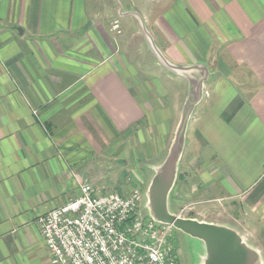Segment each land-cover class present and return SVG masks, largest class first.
Segmentation results:
<instances>
[{"label":"crops","instance_id":"crops-1","mask_svg":"<svg viewBox=\"0 0 264 264\" xmlns=\"http://www.w3.org/2000/svg\"><path fill=\"white\" fill-rule=\"evenodd\" d=\"M195 83L201 193L264 243V0H0V264H50L37 217L94 151H163Z\"/></svg>","mask_w":264,"mask_h":264},{"label":"built area","instance_id":"built-area-1","mask_svg":"<svg viewBox=\"0 0 264 264\" xmlns=\"http://www.w3.org/2000/svg\"><path fill=\"white\" fill-rule=\"evenodd\" d=\"M112 28L119 31L117 21ZM139 194L90 184L37 218L50 264H178L173 226L141 216Z\"/></svg>","mask_w":264,"mask_h":264},{"label":"rangeland","instance_id":"rangeland-1","mask_svg":"<svg viewBox=\"0 0 264 264\" xmlns=\"http://www.w3.org/2000/svg\"><path fill=\"white\" fill-rule=\"evenodd\" d=\"M200 92L201 88L197 89V84H193V88L191 87L190 89V99H193L197 95L200 96ZM191 104V102H185L178 105L175 119L169 128L170 135L164 139L165 146H163V151H155V147L160 148L161 145H156L157 139L150 133L148 134L149 131L147 130L146 138L148 144L143 145L142 151L137 147V149L132 150L129 144L124 145L117 152H109L107 150H103L102 152L94 151V158L89 163L93 167L86 169V171L79 169V172L84 173L86 176L91 175L93 185H90L103 193L118 192L127 195L133 191H137L139 194L138 208L141 216L151 217L147 199L148 187L152 177L162 165L169 152L182 118L188 112L184 131V144L177 163L175 179L167 198L168 209L171 213L183 218H192L214 224H220L223 220H228L229 216L227 214L230 209V200H214L212 193H201V169L199 167L201 156L198 153L200 152L198 150V137L196 136V132L192 131L193 128H196V120H194L193 115L194 103ZM189 133H192V135L188 136ZM122 155H124V158H120ZM84 184L89 183H79V191L80 187ZM222 211H225V213ZM232 213L235 215L236 209ZM262 228L261 224L251 223L248 225V232L255 230L256 234L252 238L253 240L249 239V243L246 244L257 251L259 255L258 264H264ZM171 233L174 249L178 248L181 251L179 264H199L202 262L205 257V246L202 240L192 237L174 227ZM176 252L178 254L177 250Z\"/></svg>","mask_w":264,"mask_h":264},{"label":"water","instance_id":"water-1","mask_svg":"<svg viewBox=\"0 0 264 264\" xmlns=\"http://www.w3.org/2000/svg\"><path fill=\"white\" fill-rule=\"evenodd\" d=\"M188 102L193 104V99L189 98ZM188 114L186 112L182 118L169 152L148 187L150 216L158 222L169 224L202 240L205 246V257L199 264H258L257 251L248 246L234 229L221 224L183 218L171 213L168 209L167 198L175 179L177 163L184 144Z\"/></svg>","mask_w":264,"mask_h":264},{"label":"flooded vegetation","instance_id":"flooded-vegetation-1","mask_svg":"<svg viewBox=\"0 0 264 264\" xmlns=\"http://www.w3.org/2000/svg\"><path fill=\"white\" fill-rule=\"evenodd\" d=\"M176 250L178 251V254H177V261H178V264H179V256L181 255V251H180L178 248H176Z\"/></svg>","mask_w":264,"mask_h":264}]
</instances>
